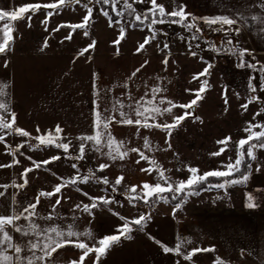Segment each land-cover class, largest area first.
I'll return each instance as SVG.
<instances>
[{"label":"rangeland","instance_id":"374dc122","mask_svg":"<svg viewBox=\"0 0 264 264\" xmlns=\"http://www.w3.org/2000/svg\"><path fill=\"white\" fill-rule=\"evenodd\" d=\"M50 2L53 0H15L14 7L9 12L27 4ZM83 2L85 0H82ZM133 6L138 12L149 8L140 2L133 3ZM89 7L93 9V13L92 19L89 21L87 37L83 34L84 29L73 31L67 26L61 27L59 31H53L60 25L80 23L87 15V10L81 4H73L72 7L65 6L58 10L48 9L47 11L54 12L51 17H47L46 10L42 8L35 15L26 14L24 19L4 20L5 23L10 24L12 29L11 34L14 38L12 47L18 51L30 53L47 50L80 51L95 40V47L90 51L97 66L95 111H103L106 107L110 108L114 100H120L126 105L134 104L136 101L142 103V97L144 99L152 98L151 89L154 87L164 89L157 95V103L161 98H165L177 105L187 104L195 98V94L194 91L186 92V89L196 90L201 87V81L207 79L209 87L200 94L203 99L197 103L200 119L196 120L188 116L178 127L172 129L171 137L166 131L158 128H140L139 135H135L137 131L135 126L116 123L111 125V132L117 140H125L128 148H139L150 160H155L165 170V175L170 176L173 180H186L190 175L187 171L189 167L198 168L199 174L217 169L225 170L222 165L229 163V157L232 161L237 158L235 144L240 139L246 138L247 133L244 132V128L247 126V122L253 124L264 122V114L253 120L254 114L264 107V91H260V84L264 83V76L248 67H237L238 56L230 55L225 51L216 53L210 50L212 45L216 47L221 45L224 48L231 47L237 50L240 47L239 51L249 50L239 37L235 34L225 37L223 33L213 31H210L208 35H202L196 33L195 30L189 32L179 25L172 24L156 25L152 30L146 27L133 28L128 20L121 19L120 21L125 27V34L124 39L117 45L113 42L120 36L121 24L113 23V26L109 27L108 19L100 14L101 7L95 4H89ZM117 9L121 10L120 4L117 5ZM27 15H31V27H29ZM45 19L48 20L46 25L41 23ZM225 27L227 30V26ZM156 29L159 30L156 39L137 53L136 49L139 44L143 43L146 37H150L152 31ZM70 32L72 38L65 39ZM193 35L200 38L194 40ZM227 39H232L233 43H226ZM45 41H47V47H44ZM165 44L169 47L164 48ZM117 49H119L118 55ZM192 51L197 52V56H192ZM250 53L251 55L245 54L243 58L245 62L255 63L257 68L264 64V57H258L252 51ZM200 57L211 62L213 67L210 69V75L195 80L193 77L206 67V63L201 61ZM165 58L168 59L166 70L162 63ZM145 61L148 63L141 68ZM138 68L141 69L140 72L133 76V72ZM252 76L256 77L251 81L252 84L257 85L256 93H252L248 87ZM225 90H227V105L224 103ZM146 93L147 96H145ZM251 96H258L260 99L249 104L245 111L241 105L247 103ZM161 107H168V104L165 103ZM125 110L128 111V109ZM184 111L185 109L176 107L173 109V114L183 115ZM187 111L192 113L191 109ZM132 118L136 119L134 113ZM116 119H120L118 113ZM165 121L172 123V116L165 114L162 117L158 116L155 121L150 119L148 122L152 124ZM259 130V128L255 129V131ZM229 136L231 141L226 151L220 156L210 155L224 147L217 141ZM144 137L148 138L151 150L143 147ZM16 139L17 143L24 144V147L16 152L15 157L11 154H4L0 146V164L7 165L9 162L12 164L14 159L20 161L19 164L9 167L11 171L5 167L0 168V185H12L13 182L17 185L23 184L25 179L21 175L23 170L33 168V171L27 174L28 183L25 187L10 186L5 195L0 197V213L3 215L10 214L9 209L13 195H15L17 206L22 207L34 203L40 191L51 192L64 180H69L76 175L81 177L86 175L89 168L96 173L98 178L106 176L109 184L96 183L95 180H90L86 184L79 182L75 185L68 184L57 196L48 199L42 198L37 207L39 216L44 217L52 214L59 218L52 221L37 220L41 226L59 225L63 227L74 223L80 231L90 228L94 237L99 239L117 234V227L124 223L119 219V216L133 220L138 218L141 213L151 215V220L143 232L138 231L136 226L132 225V242L122 238L121 242L117 244L119 250L114 249V245L106 257L101 259L100 264H162L163 262L168 264L170 255L175 259L174 264H177V261L179 264H215L217 256L225 264H264V211L246 214L240 209L250 184L264 182V180L256 179L260 173H264V150L257 151L256 155L261 163L259 165L257 162L252 163V173L246 184L232 186L226 195L223 190L219 192L216 190L203 191L199 196L188 198L187 202L173 216L174 205L162 202L150 209L134 203L129 204L128 199L123 197L125 193L129 194L127 190L132 186H137L139 192L143 183L155 184L156 182L154 179L157 175L156 172L149 175L147 172L141 171L151 165L144 160L136 163L139 159L137 153H129V156L122 161H111L106 156L90 152L86 147L84 160H70L67 156L78 154V140H70L69 152L65 153L63 149L55 147L40 146L38 149H33L29 147V144L35 145L38 141L28 137L17 135ZM166 140L171 144V148H168ZM68 141L63 140L65 143ZM5 142L12 145L15 140L8 137ZM53 156L61 158L47 165L41 164L38 169L32 163V161L40 163ZM27 157H31L32 160ZM73 163L77 164V169L71 167ZM101 163L110 166L100 172L97 169ZM258 166L259 172L256 171ZM119 176H123L124 180L113 191L112 185ZM0 191H4V189H0ZM85 192L91 197L114 198L119 203L114 202L108 206L101 205L93 209V216H89L75 207L77 204L82 206L91 203L88 196L83 194ZM248 194H256L257 196L253 198L254 202L258 205L262 204L264 207V191L255 190ZM217 196H224V198L216 199ZM57 198H61V203L56 206L53 212L52 205ZM73 217H79V219L73 220ZM19 223L23 224L25 221L21 220ZM177 236L191 238L193 241L192 245L182 251H189L196 247L213 248L215 251L199 252L191 261H186L183 256H177L174 253H164L161 245L174 247ZM150 237L154 239H150ZM14 239L25 240L19 234H14ZM154 244L162 249L161 252L157 251L158 246L155 248ZM77 250L72 244H68L53 254V259H57L59 264H70L73 261L79 264V251ZM94 259L92 260L94 261Z\"/></svg>","mask_w":264,"mask_h":264},{"label":"snow or ice","instance_id":"6c2138e0","mask_svg":"<svg viewBox=\"0 0 264 264\" xmlns=\"http://www.w3.org/2000/svg\"><path fill=\"white\" fill-rule=\"evenodd\" d=\"M139 2L143 3L145 0H139ZM147 3L150 5L149 8L143 12H138L137 9L133 6V3H130L129 0H85L82 3V0H53V2L47 4H27L23 6H19L17 10L12 12H0V21L9 20V21H17L20 19H24L26 14L31 13L35 15L42 8L46 10V16L51 17L54 12L47 11L48 9L58 10L62 7H72L73 4H81L83 8L87 10V15H85L82 21L75 25H60L53 31H59L61 27H69L73 31L76 29H84V36L87 37L89 35L88 27L89 21L92 19L93 9L89 7V4L95 5H111V10L115 13V16L120 18L124 17L125 12L127 13L130 19V25L133 28L138 27L137 22L140 25H144L146 28L152 30L153 26L156 25H164V24H172L179 25L183 29L188 30L189 32H193L195 30L196 33L202 31V29L198 26L201 22L207 26L210 31L223 33L225 37H228L230 34L239 35V28H234V25H237L241 21L247 23L249 19L258 22L260 25L264 26V0H261V9L262 14L259 16H245L244 12L237 8L235 13L230 18L229 16H215L212 18L203 17L197 18L195 16H191V14L186 13L184 6L178 2V0H170V4L172 7L171 11L165 7L164 4L157 3V0H147ZM120 4L121 10L117 9V5ZM100 14L108 19L109 27L113 26V17L109 14L108 10L105 8H100ZM191 17V19H190ZM27 19L29 21V27H31V15H27ZM94 22V21H93ZM42 24L46 25L48 20L45 19L41 21ZM115 23L121 24L119 28L120 36L113 43L119 44L122 39H124L125 27L121 23L119 19L115 21ZM227 26V30L226 27ZM47 31V28H45ZM158 29L152 31V35L150 37H146L143 43H140L136 52L139 53L141 50L145 48V45L150 44L151 41L156 39L158 34ZM12 29L9 23H4L0 25V55H6L7 52L11 51V42L14 40L12 34ZM72 33L70 32L65 39H71ZM194 40L199 39L200 37L197 35H193ZM226 43L232 44V39H227ZM96 41L93 40L87 47L80 50L79 55L84 56L85 53H88L90 49L94 48ZM47 41L44 43V47H47ZM169 45L165 44L164 48H168ZM198 47V46H197ZM211 51L219 53L220 49L215 45H212L210 48ZM226 53L238 56L240 58V63L237 65L239 68L248 67L252 69L254 72H259L264 76V64L260 65L257 68V64L251 62H245L243 59L245 54L251 55L250 51L247 49L241 51H235L231 48L224 50ZM119 54V49H117V55ZM192 56H197V52L192 51ZM201 61L206 63V67L198 74H196L193 79L200 80V77L210 75V69L213 67L211 62H208L204 59V57H200ZM148 61H145L144 64L141 65L143 68ZM165 66V70L167 69L168 59L165 58L162 61ZM7 66V62L5 63ZM140 68L136 69L133 72V76H136L138 72H140ZM256 77H250L249 81V89L252 93L257 92V85L251 83L252 80H255ZM94 86H95V74H94ZM7 85L0 83V142H4L6 139L5 134H13L28 137L30 139H34L38 141L37 144L31 145L33 149H38L40 146L45 147H55L56 149H63L65 153L69 152V147L71 141L69 140L67 143L63 142L66 137H60L59 134L63 132V129L57 125L55 127V132L49 130L46 134H40L35 137H32L31 134L19 127H14L15 125V114L11 113V121L6 119V116L10 113L7 105L3 103V99L5 96L4 88ZM209 87L208 80L205 79L201 81V87L196 90L186 89V92L194 91L195 98L192 99L187 104H175L171 100H166L165 98H161L159 102H156V97L159 93L164 91L160 87H154L151 89V99H142V103L140 101H136L134 104H124L120 100H114L112 106L110 108H104L103 111L97 110L95 112L94 119V134L91 135H81L76 139L79 141L78 154L72 156H67L70 160H84L85 159V149L88 147L90 152L98 153L101 156H106L111 161L117 160H125L129 153H137L139 155V159L136 163H140L141 160L147 161L151 167L141 169V171L147 172L149 175L152 172H156L157 175L154 177L156 180L155 184L143 183L141 186V191H137V186H132L127 191L128 195V203L133 204L134 201H142L145 206L148 208H154L156 204L161 201L165 203H170L171 201H179L175 204L173 210V216H175V212L182 208L183 204L187 202L188 198L192 196H199L202 191H212L216 190L217 192L223 190L225 195L228 192V189L234 185L246 184L250 178L252 173V162H257L258 165L261 163L258 161V157L256 155L257 151L264 150V122H257L253 124L252 122H247V126L244 128V132L247 133L246 138L240 139L235 144V150L237 152V158L232 161L231 157H229V163L223 164L222 167L225 170H212L205 172L203 174H199V169L196 167H189L187 171L190 173L189 177L186 180H173L170 176L165 175V170L161 168V166L155 161L150 160L148 156L144 154V152L140 151L139 148H128L127 142L123 139L117 140V138L111 132V125L113 123L135 126L137 131L135 135H139L140 128H158L167 132L168 136L171 137L172 129L178 127L182 121H184L188 116L192 115L191 112L187 111L188 109H193V106L197 105L198 101L203 99L201 93L205 92ZM260 91H264V83L260 84ZM99 94V93H98ZM147 96V93L145 94ZM131 99V97H129ZM260 97L251 96L248 99V102L242 104L241 107L247 111L249 104L258 101ZM165 103L168 104V107H161ZM224 103L228 104L227 99V90L224 93ZM176 107H180L185 109L183 115H174L173 109ZM99 109V105L97 106ZM125 109H128L126 111ZM118 113L120 119H116V114ZM134 113L136 119L132 118V114ZM165 114L172 116V123H168L165 121L164 123H152L150 124L148 121L151 119L155 121L156 118L162 117ZM264 114V107H261L259 111H257L253 120L256 119L257 116ZM196 120L200 118L198 116L195 117ZM202 122V121H201ZM259 128V131H255V129ZM37 133L40 132V129H36ZM231 141V137H226L223 140L217 141L218 144L224 145L221 147L219 151L211 153L212 156H220L223 154L229 142ZM165 143L168 144V148H171V144L166 140ZM90 144V147H89ZM8 149V152L15 157L16 152L19 151L20 148L24 147V144L17 145L15 150L11 149L10 146L5 145ZM247 146V148L245 147ZM143 147L145 149L151 150L150 142L147 137H144ZM107 149V151H105ZM23 154V153H21ZM247 157V159H246ZM60 156H53L48 160L43 162L32 161L35 168H40L41 164L47 165L52 161L59 160ZM27 159L32 160L31 157H27ZM20 161L18 159H14L12 164L3 165L0 164V168L3 167H12L14 164H19ZM243 165V171H242ZM110 165L106 163H101L98 166V171L103 172ZM72 168L77 169V164L73 163L71 165ZM260 168L257 167L256 171L259 172ZM33 171V168H25L21 175L25 177L23 184H15L13 182L12 185H0V189H4V191H0V197L5 195L8 187H19L23 188L27 185V174ZM170 171V170H169ZM236 173H240V176L237 177ZM209 177L217 178L218 182L212 183L209 182ZM220 178H223L222 180ZM90 180H95L96 183H103L104 185L109 184L108 178L105 176L103 178H98L96 173L89 168L86 175L82 177L80 175H76L69 180H64L62 184H59L54 187L53 191L46 192L40 191L34 203H29L24 206H17L15 195L11 197V205H10V214L3 215L0 213V264H59L57 259H53V254L57 253V251L68 244H72L76 249L82 250V255L79 257V264H83L84 260L90 256V254L95 253V259L93 264H100L102 258L106 257L108 251L114 246L121 242V239L131 240L133 237L131 235L133 231L132 225H135L138 231L143 232L148 222L151 220L150 214L141 213L138 218L133 220H128L123 216H119V219L124 221L121 226H118L116 229L117 234L115 235H107L103 238L96 239L94 237L93 232L90 228H86L83 231H80L74 223H69L66 226H41L37 220L43 219L52 221L54 219H58L52 214L48 216L41 217L37 213V207L40 204L41 198H51L53 196H57L62 191V188L67 186L68 184L75 185L78 182L82 184L88 183ZM124 180L123 176H119L115 179L114 184L112 185V190H116V186L121 185V182ZM203 186V187H202ZM78 191L80 189H77ZM165 193H170V199L168 195ZM85 196H88V193H83ZM62 198V197H61ZM61 198H57L55 203L52 205L53 212L61 203ZM91 200L90 204H77L75 207L80 209L83 213L88 214L89 216H93V209H96L103 206H108L115 201L114 198L108 199L105 197H91L88 196ZM224 196H217L216 199H223ZM246 207L249 209L256 208L258 205L254 202L253 197L249 194L247 195ZM114 215H119L118 213H113ZM79 219V217H73V220ZM25 221V223L21 224L19 221ZM14 234H19L24 237V241L15 240ZM85 239H81V238ZM75 238V239H73ZM150 239H154L150 237ZM87 241H91V244ZM160 243L159 241H156ZM193 241L191 238H182L177 236L176 243L174 247H165L161 245L164 253H174L177 256H183V259L186 261H191L193 257L199 252H209L215 251L213 248H192L189 251H182V249H187L189 245H192ZM70 264H76L75 261L70 262ZM179 264V261H177ZM215 264H225V262L219 258L218 256L215 258Z\"/></svg>","mask_w":264,"mask_h":264},{"label":"crops","instance_id":"0c3cea01","mask_svg":"<svg viewBox=\"0 0 264 264\" xmlns=\"http://www.w3.org/2000/svg\"><path fill=\"white\" fill-rule=\"evenodd\" d=\"M129 1L130 3H139V0ZM260 1L178 0L184 6L186 13L197 18L215 16L231 18L237 8H240L245 16H259L262 14ZM14 3L15 0H0V12L11 11ZM157 3L164 4L168 11L172 10L170 0H158ZM142 4L150 6L147 0ZM4 23V21H0V25ZM233 27L239 28L237 36L244 46L254 52L256 56L263 58L264 26L249 19L247 23L241 21ZM90 51L91 49L84 56H80V51L47 50L30 53L21 52L12 47L6 55H0V81H2L0 83L7 85L3 90L5 96L2 102L10 110L6 119L11 121V113H14V127L29 132L32 137L46 134L49 130L55 132L57 125L63 129L59 136L66 137L64 140L74 141L78 136L94 134L97 66ZM6 62L7 66H5ZM37 128L40 129L39 133L36 131ZM5 136L15 140L12 145L5 141L0 142L2 143L0 144L2 152L10 155L5 145L15 150L21 143H17L15 133L5 134ZM5 168L11 171L9 167ZM256 179L264 180V173H260ZM255 190L264 191V182L250 184L244 197V203L240 206V209L246 214L264 211L262 204H257L258 207L252 209L246 207L248 192H255ZM251 196L254 198L257 195L251 194ZM129 242L131 243L132 240ZM89 243L91 244V242ZM155 246L158 245L154 244ZM114 249L118 251L119 245H115ZM156 249L160 252L162 250L159 246ZM77 251H79L80 257L83 254L82 250L78 249ZM93 258H95V253L90 254L83 264H92ZM174 260V257L170 255L168 264H174ZM164 263L167 264L166 262L162 264Z\"/></svg>","mask_w":264,"mask_h":264},{"label":"trees","instance_id":"16d2710c","mask_svg":"<svg viewBox=\"0 0 264 264\" xmlns=\"http://www.w3.org/2000/svg\"><path fill=\"white\" fill-rule=\"evenodd\" d=\"M99 6L105 8V10H108V11H109V14L113 17V23H115V21H116L117 19H119V20H121V19H125V20H128V21L130 22V19H131V18L128 17V15H127L126 12H125L124 17H120V18H118V17L115 16V13L111 10V5H99ZM137 11H138V10H137ZM137 24H138V27H136V28H144V27H145L144 25H140L139 22H137ZM11 48H12V42H11ZM217 48H219L220 51H224L225 49H229V48H231V47L224 48V47H222L221 45H219ZM231 49H232V48H231ZM240 49H241V48L239 47V50H240ZM233 50H235V51H239V50H237V49H233ZM239 63H240V58L238 57V58H237V64H239ZM245 147L247 148V146H245ZM246 159H247V157H246ZM252 163H253V162H252ZM242 171H243V165H242ZM236 176L239 177V176H240V173H236ZM220 179L222 180L223 178H220ZM209 182L216 183V182H218V180H217V178L209 177ZM202 187H203V186H202ZM106 190H108V189H106ZM109 190H110V189H109ZM202 192H203V191H202ZM113 193H115V192H113ZM128 195H129V194L125 193L123 197H125V198L128 199ZM165 195H168V196H169V199H170V196H171L170 193H165ZM162 202H163V201H161L160 203H162ZM178 202H179V201H171V202L168 203V204H170V205H174V206H175V204L178 203ZM133 203H134V204H137V205H139V206L147 207V206H145V205L143 204L142 201H134Z\"/></svg>","mask_w":264,"mask_h":264},{"label":"built area","instance_id":"2783aa9c","mask_svg":"<svg viewBox=\"0 0 264 264\" xmlns=\"http://www.w3.org/2000/svg\"><path fill=\"white\" fill-rule=\"evenodd\" d=\"M198 26L202 29V31L199 32L200 34H202V35H208L209 34L210 30L207 28V26L205 24H203V22H201Z\"/></svg>","mask_w":264,"mask_h":264},{"label":"water","instance_id":"95a60500","mask_svg":"<svg viewBox=\"0 0 264 264\" xmlns=\"http://www.w3.org/2000/svg\"><path fill=\"white\" fill-rule=\"evenodd\" d=\"M192 111V115H190L191 118H195L196 116H198V106L195 105L193 106V109H191Z\"/></svg>","mask_w":264,"mask_h":264}]
</instances>
